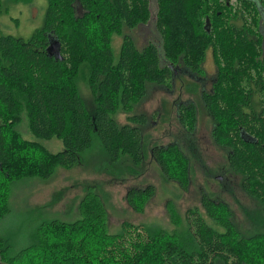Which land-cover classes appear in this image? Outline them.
<instances>
[{"label": "trees", "instance_id": "trees-1", "mask_svg": "<svg viewBox=\"0 0 264 264\" xmlns=\"http://www.w3.org/2000/svg\"><path fill=\"white\" fill-rule=\"evenodd\" d=\"M46 1L44 24L29 39H0V221L11 213L13 183L74 168L95 137L112 165L129 158L141 166L150 154L166 182L187 189L191 164L184 150L177 143L150 147L149 117L132 113L149 84L169 88L184 68L200 74L209 52L217 72L202 102L214 123L213 142L264 217V109H258L264 106V0H236L239 7L233 0ZM150 24L159 42L139 48L125 34L116 60L113 36ZM81 82L93 96L91 112ZM120 111L127 114L124 125L115 119ZM178 113L184 129L194 131L195 105L182 103ZM24 118L37 139H58L64 150L51 153L25 139L18 130ZM240 130L255 140H241ZM94 188H87L76 221L41 224L29 246L14 250L0 235V264H264V232L243 231L231 207L212 195L201 199L211 223L198 207L182 217L170 201L171 231L124 222L113 233ZM155 192L131 188L126 200L143 213Z\"/></svg>", "mask_w": 264, "mask_h": 264}, {"label": "rangeland", "instance_id": "rangeland-1", "mask_svg": "<svg viewBox=\"0 0 264 264\" xmlns=\"http://www.w3.org/2000/svg\"><path fill=\"white\" fill-rule=\"evenodd\" d=\"M233 4L239 7L236 0H233ZM152 5L154 12L155 4ZM46 8V0H2L0 39L7 36L29 39L42 28ZM262 10L261 30L264 33V9ZM235 23L241 25L242 21ZM125 34L130 35L139 48L148 41L159 42V36L151 24L134 29L125 28L122 36H113L112 49L116 60L119 58ZM216 72L213 53L209 52L200 74H193L184 68L169 88L149 84L145 99L132 113L146 114L149 117L145 134L150 147L177 143L184 150L191 164L187 189L179 182H166L150 154L141 166L135 165L129 158L112 165L104 154L99 139L95 137L93 148L83 155L74 168L68 170L60 167L48 180L34 178L12 184L11 213L0 221V235L14 250H21L32 243V236L41 224L53 220L76 221L79 217V203L89 186H95L93 190L103 197L113 233L119 232L124 222L171 231L173 225L168 212L170 201L182 217L188 215L189 209L198 207L211 223L201 206L204 194L212 195L228 204L243 231L264 232V217L256 201L242 190L241 178L229 169L226 151L216 146L213 140H209L213 121L203 107L201 90L203 87L206 92L211 91ZM194 83L198 86L195 93L189 91ZM79 89L88 110L93 111L95 106L90 89L84 82L80 83ZM186 101L195 103L198 109L199 123L193 136L182 128L178 120V106ZM126 118L127 114L122 111L115 116L123 125L127 123ZM18 130L25 139L38 141L51 153L64 150L63 142L58 139H37L30 132L26 118ZM218 177H222V180ZM148 186H154L155 195L146 204L143 213H137L128 204L126 195L131 188Z\"/></svg>", "mask_w": 264, "mask_h": 264}, {"label": "flooded vegetation", "instance_id": "flooded-vegetation-1", "mask_svg": "<svg viewBox=\"0 0 264 264\" xmlns=\"http://www.w3.org/2000/svg\"><path fill=\"white\" fill-rule=\"evenodd\" d=\"M205 92V90L203 89V87H202V90H201V99H202V95H203V93ZM186 102H191V101H186ZM182 103H185V102H182ZM182 103H180V104H182ZM203 103V102H202ZM180 104H179V106H180ZM195 104V103H194ZM179 106H178V109H179ZM195 107H196V109H197V105L195 104ZM203 107H204V105H203ZM204 109L206 110V108L204 107ZM258 109L260 110H262V109H264V106H259L258 107ZM197 119H198V121H197V127H196V129L194 130V131H192V132H190L189 130H186V132L190 135V136H193V135H195L196 134V132H197V128H198V123H199V115H198V109H197ZM178 120H179V113H178ZM179 123H180V121H179ZM180 125L182 126V124L180 123ZM213 125H214V123H213ZM182 128H184L183 126H182ZM212 131V130H211ZM240 132H242L241 134V137H240V139L241 140H255L253 137H250L247 133H246V131H241L240 130ZM239 139V140H240ZM209 140H215L213 137H212V134H211V138H209ZM237 140V139H236ZM218 179L219 180H222V177H218Z\"/></svg>", "mask_w": 264, "mask_h": 264}, {"label": "bare ground", "instance_id": "bare-ground-1", "mask_svg": "<svg viewBox=\"0 0 264 264\" xmlns=\"http://www.w3.org/2000/svg\"><path fill=\"white\" fill-rule=\"evenodd\" d=\"M210 29V28H209Z\"/></svg>", "mask_w": 264, "mask_h": 264}]
</instances>
